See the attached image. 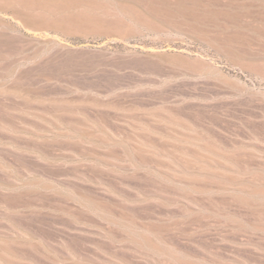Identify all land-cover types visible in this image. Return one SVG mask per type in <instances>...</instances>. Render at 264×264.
<instances>
[{
  "label": "rangeland",
  "instance_id": "1",
  "mask_svg": "<svg viewBox=\"0 0 264 264\" xmlns=\"http://www.w3.org/2000/svg\"><path fill=\"white\" fill-rule=\"evenodd\" d=\"M0 264H264V0H0Z\"/></svg>",
  "mask_w": 264,
  "mask_h": 264
}]
</instances>
